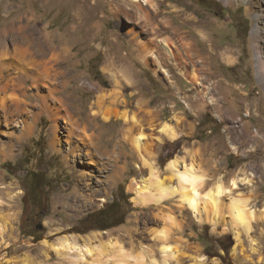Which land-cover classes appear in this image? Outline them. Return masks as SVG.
Masks as SVG:
<instances>
[{
	"label": "rangeland",
	"instance_id": "1",
	"mask_svg": "<svg viewBox=\"0 0 264 264\" xmlns=\"http://www.w3.org/2000/svg\"><path fill=\"white\" fill-rule=\"evenodd\" d=\"M112 1L0 0L1 27L29 12L34 16L31 25L41 31L45 42L66 49L65 60L53 62L52 74L58 75L56 97H70V111L78 122L88 123V133L94 134L98 146L113 150L118 141L120 145V155L103 159V170L89 165L86 170L90 175L84 180L88 185L78 191L81 178L67 164L65 155L50 144L53 113L41 109L33 79L23 82L16 92L29 110L23 117L30 114L28 121L36 113L38 117L33 120L32 135L21 142L0 135V264H227L220 257L226 255L218 243L227 235L233 239L226 256L229 263L264 264V221L259 214L264 209V77L258 74L256 57L259 53L264 63V0L253 4L238 0L164 1L161 10L174 12L166 17L180 32H166L162 38L179 41L187 36L198 68L195 81L185 76L186 69L160 43H156L158 49L156 44L149 49L147 43L154 37L148 28L137 14L134 22L118 12V1ZM141 3L148 6L146 0ZM10 4L20 7L21 13L6 11L5 5ZM180 12L190 21L179 18ZM163 19L161 15L159 20ZM132 32H142L146 44L138 45ZM8 41L15 54L11 39ZM188 63L192 73L194 67ZM48 90L42 87L40 91L48 94ZM109 92L118 93V104L108 102L105 109L110 106L135 113L143 126L154 127L148 145L157 177L151 178L149 165L129 142H120L127 125L117 118L106 120L92 107L101 94ZM49 104L58 105V101L53 98ZM59 110L65 113L62 106ZM165 122L176 127L177 136L169 138L160 132ZM59 125L63 130L71 127L62 118ZM21 129L11 130L18 134ZM130 133L136 136L138 127ZM11 143L15 144L13 155ZM188 151L194 153L207 178L197 196L209 211L212 206L206 205L205 194L219 179L228 182L241 171L252 179V185H241L236 191L248 208L258 212L249 228L231 222L229 197L222 198L216 223L211 217L197 220L177 196L162 204L155 202L157 180L178 189L167 164L178 156L189 161L192 156ZM74 166L85 170L80 161ZM38 171L42 175L35 187L39 194L35 202L31 174ZM144 180L151 188L147 193L150 201L140 206L132 200V186ZM119 197L124 206L112 223L121 224L97 230L95 224L86 222L90 214ZM30 213L39 214L36 225L42 228L25 224ZM205 234L209 237L206 242L201 237ZM64 236H74L80 244L90 239L95 250L84 259L73 251L61 257L50 244ZM206 243L211 245L210 253ZM167 244L178 250L177 254L173 251L176 258L163 252Z\"/></svg>",
	"mask_w": 264,
	"mask_h": 264
},
{
	"label": "bare ground",
	"instance_id": "2",
	"mask_svg": "<svg viewBox=\"0 0 264 264\" xmlns=\"http://www.w3.org/2000/svg\"><path fill=\"white\" fill-rule=\"evenodd\" d=\"M113 1H118L116 3V5H118V12L124 13L128 19L134 22L140 19L144 26L148 28L154 37L151 42L147 43V45L151 46H149V49L155 47L156 43H160L162 48L164 47L169 55H171L186 69V71L184 70L185 76L194 81L198 79V68L192 57L194 54V46L187 40V36H181L179 41H176L169 36L162 38V35L166 32H174L175 34L180 32L179 30L174 29L171 19L166 17L168 16L167 14H173L174 12L166 13L160 8L161 5L164 4L165 0H157L158 2H155L154 0H146L148 6L141 3V0ZM238 1H248V3L251 4L254 3V0ZM4 8L6 11H15L14 13L16 14L20 12V7L16 9V6L11 4L5 5ZM152 8H155V10ZM161 15L166 19L159 20ZM184 15L185 13L182 14V12H180L178 16L185 22L190 21L189 17L184 18ZM33 21L34 16H30V13L26 12L18 19L12 20V22L8 25L5 24L6 26H0V135L2 134L9 137L11 141L15 137L18 142H21L24 138L32 135L34 124L36 123L33 120L37 121L38 115H36L37 113L34 114L31 121H28L30 114L26 118L23 117V115H25L24 113H29V110L27 111V107L24 108L25 106H22L16 92L18 89H21L23 82L25 83L28 79H33L34 87L38 89L35 96L38 97L41 103V109H44L46 112L51 111L54 115L50 131V144L56 152L60 154L63 153V155H65L67 164L81 178V184H79L78 190L80 191V187L88 185L84 182V180L86 181V178L90 175L89 170H86L90 164L95 165L97 169L101 171L104 169L103 167L105 164L103 159L105 157L110 155H114V157L120 155V151H118L119 141L118 145L115 147L116 149L113 150L108 147L98 146L97 139L94 138V134L88 133L90 128L88 123L85 121V123L78 122V120L75 119L76 114L70 111V109H72V105L67 102V99L70 97L67 99L56 97V93L59 92L55 86L58 75L57 73L54 75L52 74V70L54 69L53 62L59 64L65 60L64 57L67 51L65 48L60 46L48 45L45 42L41 31L37 30L35 25H31ZM141 33L142 32H132V39L137 41L138 45H143L145 43L141 37ZM180 34L182 35V33ZM9 39H11V42L15 47V54H13L9 48ZM256 57L258 61V74L261 78H263L264 63L259 53H257ZM189 61L192 62V66L194 67L192 73L188 70ZM42 87L49 89L48 94L41 93L40 90ZM63 87L66 88L67 84H63ZM21 92L19 91V93ZM117 96L118 93L115 92L101 94L98 97V100L92 104V107H97L100 114H103L106 120L117 118L118 120H122L124 124L127 125V128L125 127V129L121 131L122 134L120 142H129L132 149L138 153L144 163L149 165L151 169V178L157 177L155 165L151 160L153 158V154L148 145V141L153 136V134L149 131H154V127L143 126L142 121L135 113H130L129 111L120 110L118 108H112L110 106L105 109L108 102L113 105L118 104ZM52 97L54 100L57 99L58 105L49 104V101L53 99ZM141 104L144 103L142 102ZM61 106L64 108V114L61 110H59ZM60 118L69 123L71 127L69 128L65 126L63 130L59 125ZM130 123L133 124L132 127H128ZM19 126L22 129L18 131V134H15L11 129L18 128ZM135 126L138 127V134L133 136L130 131L135 129ZM94 127L95 129L97 128L96 126ZM175 128L176 127L172 124L165 122L160 128V132L169 138H174L177 136ZM10 145V153L13 155L15 144L11 143ZM93 147L97 148L100 154L95 152ZM2 151L3 148L0 147V153ZM187 153L192 156L189 161L186 160V156H178L177 158L170 160L167 164L168 172L171 174L172 178H175L178 181V189H173L172 186H167L163 180H157L154 184L155 187H153L156 191L155 194L153 193L154 196H156L155 202L157 204H162L168 200L169 197L171 198L177 196L179 203L188 208L197 220L203 221L204 219L211 217V221L216 223L219 217H221L222 198L229 197L230 203L228 204L227 209L231 216V222L237 226L249 228L254 219H256V214L258 212L253 208H248V202L243 200L240 197L241 195L237 194L236 191L241 188V185H252V179L246 176L245 171L235 174L228 182L223 178L219 179L205 194L206 200L204 199V201L207 202L206 205L212 206V210L209 211L208 207L200 205V199H198L197 196L200 194L199 191L203 189L202 187L204 186L207 178L201 173V169L196 163L197 160L195 161L194 159V153L189 151ZM76 161H80V163L82 162L85 170H75L74 164ZM180 166L183 168L182 170L179 169ZM119 171L120 169L118 168V170H116V176H118ZM132 187L135 194L132 200L135 201L137 205L145 206L147 202L150 201L149 197H147V193L151 189L147 184V181L144 180L141 183H136ZM199 188L201 189L199 190ZM259 214L261 215V219L264 221V209L262 210V214L261 212ZM111 246L112 245H110V247ZM50 247L52 248V251L61 257H65L67 252L73 251L78 252V256L83 259L86 255L93 253L95 250V248L92 247L90 239L88 241L85 240L82 244H80L78 239L74 236L61 237L55 243L50 244ZM162 250L163 252H167L174 256L173 251L176 249L167 244L162 248ZM175 252L177 254L178 250ZM174 257L176 258V255Z\"/></svg>",
	"mask_w": 264,
	"mask_h": 264
},
{
	"label": "trees",
	"instance_id": "3",
	"mask_svg": "<svg viewBox=\"0 0 264 264\" xmlns=\"http://www.w3.org/2000/svg\"><path fill=\"white\" fill-rule=\"evenodd\" d=\"M172 160V159H171ZM31 173L28 172L27 176L30 175ZM41 175L42 173L40 171L37 172V175L31 174L33 176V185H34V190L32 192L35 194L37 197L35 199V202H37L39 194L35 190V187L40 184L41 180ZM38 176V177H36ZM124 206V202L122 199L119 197L117 200L109 202L105 208H102L98 211H95L94 213L90 214V216L87 218L86 222L90 224H95L97 230H107L111 227L117 226L121 224L122 222H118L113 224V218L121 211V209ZM203 241H207L209 239L208 235L205 234L201 236ZM219 246L221 250L225 252V255H229V248L233 245V239L231 236L227 235L224 236L221 239H218ZM210 247L211 245L206 243V251L210 253ZM226 256L220 255V257L223 259L224 263L231 264L227 261Z\"/></svg>",
	"mask_w": 264,
	"mask_h": 264
},
{
	"label": "flooded vegetation",
	"instance_id": "4",
	"mask_svg": "<svg viewBox=\"0 0 264 264\" xmlns=\"http://www.w3.org/2000/svg\"><path fill=\"white\" fill-rule=\"evenodd\" d=\"M32 191V190H31ZM34 204V203H33ZM32 204V209L34 208ZM31 215L27 216L26 219H25V224H32L34 223L36 225V222L38 221L39 219V214L35 213V214H32L30 213ZM37 228H42L41 225H36ZM34 233V232H33Z\"/></svg>",
	"mask_w": 264,
	"mask_h": 264
}]
</instances>
